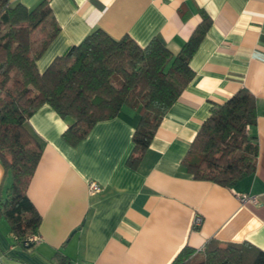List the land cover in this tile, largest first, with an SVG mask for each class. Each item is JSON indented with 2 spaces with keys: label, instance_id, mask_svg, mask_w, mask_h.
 <instances>
[{
  "label": "crops",
  "instance_id": "1",
  "mask_svg": "<svg viewBox=\"0 0 264 264\" xmlns=\"http://www.w3.org/2000/svg\"><path fill=\"white\" fill-rule=\"evenodd\" d=\"M9 1L31 8L40 0ZM49 6L59 31L36 60L40 72L97 28L141 46L159 37L176 54L202 12L211 25L189 62L194 77L135 167L126 162L140 118L135 109L123 106L96 122L76 145L62 136L71 120L50 105L28 118L42 144L27 187L41 216L40 240L19 244L0 212L2 264H171L183 247L199 250L210 238L264 250V0H49ZM241 88L257 102L255 172L231 187L194 179L182 164L191 141L211 107ZM90 180L99 192H88ZM10 182L0 162V197ZM236 193L256 202H241ZM197 215L202 223L195 228Z\"/></svg>",
  "mask_w": 264,
  "mask_h": 264
},
{
  "label": "trees",
  "instance_id": "2",
  "mask_svg": "<svg viewBox=\"0 0 264 264\" xmlns=\"http://www.w3.org/2000/svg\"><path fill=\"white\" fill-rule=\"evenodd\" d=\"M201 14L176 54L159 37L141 46L128 35L114 39L97 28L40 72L36 60L59 31L49 0L31 8L0 0V162L11 178L0 197V212L19 244L30 247L24 241L38 234L41 222L27 187L42 144L28 127V118L40 106L50 105L71 120L62 136L76 145L96 122L115 117L123 106L135 109L140 118L126 161L135 167L160 120L194 77L189 62L211 25L210 16ZM36 31L41 33L38 39ZM256 118V97L246 88L213 105L183 166L194 179L226 187L252 175L258 156L251 131ZM171 264H264V250L247 241L222 243L210 238L202 251L183 247Z\"/></svg>",
  "mask_w": 264,
  "mask_h": 264
},
{
  "label": "built area",
  "instance_id": "3",
  "mask_svg": "<svg viewBox=\"0 0 264 264\" xmlns=\"http://www.w3.org/2000/svg\"><path fill=\"white\" fill-rule=\"evenodd\" d=\"M100 189H101L100 185L96 180H90L88 182V192L90 194H95L99 192ZM236 195L241 202H247V201L252 202V203L256 202V197L248 195L247 193H236ZM193 222H194V226H200V224L202 223V217L200 215L195 216ZM39 240H40V237L38 234H31V235H28V237L24 241V245H33ZM202 250H203V247H201L197 251H202ZM0 264H2L1 259H0Z\"/></svg>",
  "mask_w": 264,
  "mask_h": 264
}]
</instances>
